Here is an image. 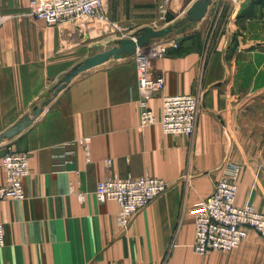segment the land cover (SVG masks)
Returning a JSON list of instances; mask_svg holds the SVG:
<instances>
[{"label": "crops", "instance_id": "obj_1", "mask_svg": "<svg viewBox=\"0 0 264 264\" xmlns=\"http://www.w3.org/2000/svg\"><path fill=\"white\" fill-rule=\"evenodd\" d=\"M107 1L108 19L122 22L132 16L126 8L148 0ZM169 2L159 0L156 15ZM8 10L12 15L0 23V133L33 117L35 106L41 112L0 141L26 152L30 168L22 180L25 197L0 199V264H264V237L251 229L230 251L192 249V209L224 175L226 162L240 165L236 203L264 212L262 1L212 0L183 33L177 28L156 38L167 51L150 59L148 75L163 74L165 94L199 97L191 137L165 133L157 122L139 125L133 54L82 70L53 94L64 73L107 48L86 24L35 18L28 0H11ZM176 39V47L169 45ZM146 100L159 115L160 97ZM82 136L90 137L89 161L78 143ZM111 174L157 176L169 186L121 228L118 204L99 201L94 192Z\"/></svg>", "mask_w": 264, "mask_h": 264}, {"label": "built area", "instance_id": "obj_2", "mask_svg": "<svg viewBox=\"0 0 264 264\" xmlns=\"http://www.w3.org/2000/svg\"><path fill=\"white\" fill-rule=\"evenodd\" d=\"M106 2L107 0H28V12L47 25L86 24L87 19L108 23ZM160 7L164 13L163 4ZM8 17L10 15L0 13V23ZM164 43L148 42L133 53L137 86L142 95L139 101V125L144 127L157 122L165 133L191 137L196 126L199 97L190 93L165 94L163 74L148 75L150 59L166 54ZM169 43L176 47L178 42L176 39ZM150 96L160 97L159 115L147 103L146 98ZM78 143L83 148L85 160L89 161L90 137L82 136ZM0 162L4 173V180L0 184V199H23L25 194L22 180L30 171L27 153L16 150L10 143H0ZM109 162L106 159L105 165L108 166ZM224 165V175L215 182L210 194L199 199L192 209V249L197 254H205L209 250L230 251L247 237L250 229L264 237V212L250 203L238 205L235 201L240 165L233 162H226ZM168 186L166 180L157 176L121 178L111 174L97 181L94 192L99 201L114 200L118 204L115 223L126 228L134 213L165 192ZM71 191L75 190L71 188ZM75 192L79 199L84 198V192ZM4 243V225L0 222V246Z\"/></svg>", "mask_w": 264, "mask_h": 264}, {"label": "water", "instance_id": "obj_3", "mask_svg": "<svg viewBox=\"0 0 264 264\" xmlns=\"http://www.w3.org/2000/svg\"><path fill=\"white\" fill-rule=\"evenodd\" d=\"M212 0H193L185 9V15L182 17L181 22H173L172 24H165L160 28H153L151 26H143L134 30L129 36L119 38L115 44L103 51L96 52L87 56L81 62L75 64L69 71L63 74L60 82L55 87L53 94H56L62 89L78 72L85 70L89 67L100 64L110 57L118 58L123 57L125 54H133L138 47L146 45L151 38H160L167 33L176 30L177 28L183 33L184 30L191 26L193 22L200 20L206 13L208 6ZM175 15L170 11L164 12V19L166 23L175 19ZM193 34H184L179 36V40H184L192 37ZM46 103L48 101H45ZM41 108L34 107L33 117H22L20 121L15 122L10 127L6 128L0 133V141L4 138H11L16 135L25 126L29 125L33 119L39 115Z\"/></svg>", "mask_w": 264, "mask_h": 264}, {"label": "rangeland", "instance_id": "obj_4", "mask_svg": "<svg viewBox=\"0 0 264 264\" xmlns=\"http://www.w3.org/2000/svg\"><path fill=\"white\" fill-rule=\"evenodd\" d=\"M11 0H0V8L4 10L2 15H12L8 10L9 2ZM159 0H148L147 3H137L133 6H129L127 9V13L132 10V16H127L122 22H118L116 20H112L109 16V22H100L94 21L91 19L85 20L86 26L91 27V33L96 39L101 40L98 44H102L103 47L109 48L110 45H114L115 42L121 37L129 36L138 26H151L153 28H160L165 24H172L173 22H181L182 17L185 15V9L188 7L191 0H170V2L164 5L165 11L172 12L176 17L169 23H166L164 19V14H161L157 9L156 15V7ZM110 1H107L106 4H109ZM107 4V6H108ZM105 6V10L107 9ZM123 9L117 12V16L121 18L123 13H126ZM108 15L109 11L106 10ZM142 11L149 12L150 16L146 19H142L141 16ZM122 13V14H121ZM131 13V12H130ZM123 16V15H122ZM41 20V19H40ZM43 21V20H42ZM44 22V21H43ZM90 24V25H89ZM104 31H103V30ZM150 43H155L156 38H151L149 40Z\"/></svg>", "mask_w": 264, "mask_h": 264}, {"label": "trees", "instance_id": "obj_5", "mask_svg": "<svg viewBox=\"0 0 264 264\" xmlns=\"http://www.w3.org/2000/svg\"><path fill=\"white\" fill-rule=\"evenodd\" d=\"M262 1V3H264V0H260V2Z\"/></svg>", "mask_w": 264, "mask_h": 264}]
</instances>
